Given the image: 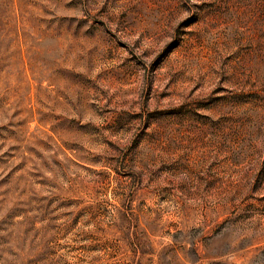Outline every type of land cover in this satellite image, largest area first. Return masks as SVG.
<instances>
[{"label": "rangeland", "instance_id": "rangeland-1", "mask_svg": "<svg viewBox=\"0 0 264 264\" xmlns=\"http://www.w3.org/2000/svg\"><path fill=\"white\" fill-rule=\"evenodd\" d=\"M0 264H264V0H0Z\"/></svg>", "mask_w": 264, "mask_h": 264}]
</instances>
